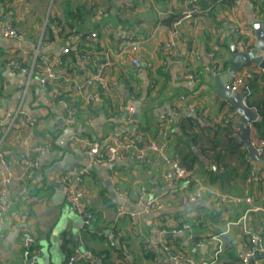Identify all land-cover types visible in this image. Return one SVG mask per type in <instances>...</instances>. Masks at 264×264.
Returning <instances> with one entry per match:
<instances>
[{
    "label": "crops",
    "instance_id": "obj_1",
    "mask_svg": "<svg viewBox=\"0 0 264 264\" xmlns=\"http://www.w3.org/2000/svg\"><path fill=\"white\" fill-rule=\"evenodd\" d=\"M217 1L211 9L214 0H199L192 19L170 26L164 19L189 7L191 0H72L81 6V20L75 23L76 36L62 38V0H0V27H17L35 46L0 39V152L16 176L8 188L0 186V264H62L77 250L107 256L110 264H190L172 257L164 244L170 240L192 261L202 262L213 259L219 238L234 243L241 257L245 236L255 237L263 248L254 262L264 264V156L253 159L241 144L240 116L219 95L217 77L227 80L225 65L233 46H246L244 30L253 28L256 45L252 21H264V0H242L241 14L234 4ZM125 35L141 40L140 68L132 62ZM66 46L70 52L62 54ZM38 48L65 62L57 84L48 88L31 73ZM108 60L112 63L103 82L115 84L117 92L110 94L98 82L92 88L95 98L87 101L88 88L79 85ZM239 91L257 113L250 122L251 138L261 143L264 80H247ZM186 102L196 105L195 117L185 113L192 111ZM70 103L77 105L73 122ZM26 115L31 125L24 123ZM235 129L240 137L230 135ZM77 133L90 139L132 135L140 142L166 140L170 154L195 168L208 190L191 202L196 183L185 191V182L152 153L93 165L92 155L76 142ZM70 151L74 156L66 159ZM29 156L38 158L34 170L27 167ZM253 170L260 178L249 182ZM107 180L123 203L113 199ZM68 184L92 209L90 224L71 205ZM214 193L255 200L218 206ZM154 198L160 207L146 211L147 200ZM252 206L259 209L247 213ZM180 223L190 227L173 233L183 227Z\"/></svg>",
    "mask_w": 264,
    "mask_h": 264
},
{
    "label": "built area",
    "instance_id": "obj_2",
    "mask_svg": "<svg viewBox=\"0 0 264 264\" xmlns=\"http://www.w3.org/2000/svg\"><path fill=\"white\" fill-rule=\"evenodd\" d=\"M144 1V0H142ZM195 2V3H194ZM235 9L238 14H241L245 10V6L242 0H236ZM102 13L103 10L100 9ZM198 12V5L196 0H191V5L186 7L182 10L183 17L180 21H178L175 25L181 23L184 19H192L196 13ZM222 30V29H221ZM76 32V28L73 29V33ZM245 35V39L247 40L246 46L248 49H252L255 45V33L253 28H248L243 31ZM75 36V35H73ZM92 36H96V33L93 32ZM0 37L5 39H19L25 40L27 35L25 32L19 30L15 26H4L0 27ZM125 38L128 40L127 49L130 50L134 56L132 59L133 64L140 68L142 66V62L139 58L138 51L140 49L141 40L136 38L135 36L125 35ZM251 39H253V43H251ZM253 45V46H252ZM70 46H66L62 49V54H67L70 52ZM60 59H56L48 54L41 53L40 48L35 51V60L34 65L31 73L36 74L39 78L41 85L44 88H48L54 84H57L59 80V66H60ZM111 61H106L102 63L97 72L92 74L88 77L83 83L79 85V88L86 89L88 88V92L85 95L86 100L90 101L95 98V94L92 90L93 86L96 83H100L104 86V88L110 93L115 94L117 92V86L115 84L106 85L103 82V78L105 76V70L107 67L111 65ZM15 66H21L19 62L15 63ZM23 68V67H22ZM28 71L27 69H24ZM188 78L194 79V75L192 73H188ZM258 77H262L264 80V68L259 67L258 65H253L251 67H245L240 71H237L233 74V80L227 84V87L231 90H239L240 87L246 82L247 80H256ZM186 96H181L182 100H186ZM187 108L189 110H196V105L192 102H186ZM77 112V105L74 103H70L68 106V118L70 121H75ZM20 115L16 114L14 117L11 116L13 119H17ZM170 122V119L168 120ZM25 124H32V120L29 116L26 115ZM11 129V127H10ZM1 131V130H0ZM232 136L240 137L241 132L238 129L233 130ZM76 142L81 144L83 148L88 150V152L92 155V164L93 165H101V164H113L119 160L125 159L127 157H135L137 159H144L150 153L155 154V156L160 159L162 162L166 163L169 169L172 171L173 175L177 180H182L185 182V191L191 185L196 183L197 187L193 193L189 195V200L191 202H198L200 199L203 198L208 187L204 184H201L199 179L196 176V169L192 167H188L183 161L180 159L172 156L169 152V144L166 140L158 139V138H151L146 142H140L137 137L132 135H120V136H112L106 139H90L88 137H84L81 134H76ZM255 147L260 151L261 155L264 156V141L261 143L256 144L253 142ZM38 150V149H37ZM29 154L27 153V156ZM0 161L2 167L0 169V186L8 188L10 184L14 182L16 176L14 174L13 168L10 163L4 158L3 154L0 152ZM27 167L29 170H34V168L38 167L39 162L38 158L29 156V159L26 161ZM89 171V170H85ZM260 178V175L253 170L248 176V181H254L255 179ZM65 193L68 196V199L71 205L74 207L75 211L85 218V222L90 224L91 222V214L86 212V208L82 205L81 198L77 191L71 185L65 186ZM212 201L218 206H225L229 203H239L242 201H247L248 203H254V197L251 195H246L244 197L232 194V193H214L212 195ZM160 202L154 199H148L145 205V209L148 212H151L157 207H160ZM259 209L258 207H251L248 212L253 210ZM246 216H244L245 218ZM189 224H185L181 228L173 229V233H180L184 229L189 228ZM167 232V230H164ZM254 240L259 245L257 240L254 237ZM219 243L217 244V248L215 250L214 256L217 257L224 249V244L222 240L219 238ZM115 245V243H112ZM246 251L241 256L245 264H250L251 259L256 257V248L251 247L245 243ZM165 251H167L172 257L180 258L182 261H186L190 264H210V261H202V262H195L192 261L190 257L185 256L182 252L175 249L173 244L168 240L166 244H164ZM259 249L263 251V248L259 246ZM33 257L31 258V260ZM90 262L91 264H106L104 260L97 256L93 252L89 251H81L77 250L75 253L68 256L66 261L62 264H75L78 262Z\"/></svg>",
    "mask_w": 264,
    "mask_h": 264
},
{
    "label": "water",
    "instance_id": "obj_3",
    "mask_svg": "<svg viewBox=\"0 0 264 264\" xmlns=\"http://www.w3.org/2000/svg\"><path fill=\"white\" fill-rule=\"evenodd\" d=\"M254 29L257 35V43L252 49L247 47H237L233 46V57L228 64L227 80H222L221 76L218 77V92L219 95L227 101H230L234 106L235 116H240V121L237 123V126L242 128V137L241 140L247 145L250 156L253 159L261 160V153L253 144L251 138V126L250 122L257 120V113L251 109L245 103V95L239 90H231L227 87V84L233 80V74L237 71L242 70L245 67H251L253 65H258L261 68H264V21L262 19H255L252 21ZM187 116L195 117V112L185 111ZM69 156H74L70 151L66 155V159ZM108 190L110 191L111 196L118 203H123L121 200V195L113 185L111 180L106 181ZM254 258L251 259V264H255Z\"/></svg>",
    "mask_w": 264,
    "mask_h": 264
},
{
    "label": "trees",
    "instance_id": "obj_4",
    "mask_svg": "<svg viewBox=\"0 0 264 264\" xmlns=\"http://www.w3.org/2000/svg\"><path fill=\"white\" fill-rule=\"evenodd\" d=\"M226 1L229 2L230 4H234V5L236 3V0H226ZM198 2H199V0L196 3L198 4ZM224 2H225V0H222L221 4H223ZM203 3H205V5L207 4V2H205V1ZM219 3H220L219 1L214 0L211 9L216 8L217 4H219ZM210 5L211 4H208L205 7L209 8ZM62 6L64 9L65 20H66V23H64L65 25L62 24L61 19L55 18V21L61 22V24L64 25L63 29L60 31V37H62V38L68 37L69 38L72 35L76 36L77 31L75 33H73V29L75 28V23L81 20L80 19V13L82 12V9L80 8L81 6H74L72 4V0H62ZM198 11H199V8H198ZM182 17H183V13L181 11L179 13L171 14L169 17L164 19V22L170 26H174L178 21H180L182 19ZM52 20H54V19L52 18ZM49 37H50V40H51V38H53L50 35H49ZM63 64H65V62L61 61L60 66L62 67ZM228 64L229 63H226L225 67H228ZM262 114H264V109L262 111ZM231 134H232V132L230 133V135ZM242 143H243V141L241 142V144ZM86 212L91 214V220H92L93 215H94L92 209L86 208ZM188 222H189V220H188ZM190 222H189V224H190ZM186 224H188V223H186ZM182 225L184 226L185 223H180V225H178V226H182ZM243 239H244L243 240L244 243H247V245L256 248V254L257 255L262 254L261 253L262 251L259 249V245L254 240V237L245 236V238H243ZM115 250L117 252L120 251L117 248H115ZM235 251H236V247H235L234 243L225 242L223 251L219 254V256L213 257V259L210 260V264H245L242 257H238V255H236ZM73 253L74 252H69L70 255ZM96 255L101 257L106 264H110L107 256L105 257V256H101L98 254H96ZM78 263L91 264L90 262H82V261H80ZM78 263H75V264H78Z\"/></svg>",
    "mask_w": 264,
    "mask_h": 264
},
{
    "label": "rangeland",
    "instance_id": "obj_5",
    "mask_svg": "<svg viewBox=\"0 0 264 264\" xmlns=\"http://www.w3.org/2000/svg\"><path fill=\"white\" fill-rule=\"evenodd\" d=\"M0 39H4L3 37H0ZM12 40H14V41H16V42H19L18 44H19V46H23V47H29V48H31L32 50H34V48H35V46L34 45H30V44H28V42H27V40L25 39V40H19V39H12ZM180 184H181V182H180ZM216 248H217V246H216ZM215 248V249H216ZM213 255H214V253H213ZM213 257H215V256H213Z\"/></svg>",
    "mask_w": 264,
    "mask_h": 264
}]
</instances>
